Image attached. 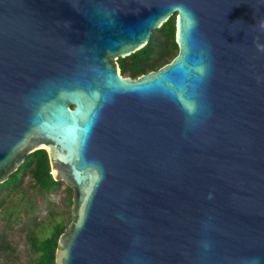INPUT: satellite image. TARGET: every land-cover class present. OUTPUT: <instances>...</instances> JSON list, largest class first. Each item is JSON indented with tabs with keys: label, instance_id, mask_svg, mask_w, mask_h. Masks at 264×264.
I'll return each mask as SVG.
<instances>
[{
	"label": "water",
	"instance_id": "1",
	"mask_svg": "<svg viewBox=\"0 0 264 264\" xmlns=\"http://www.w3.org/2000/svg\"><path fill=\"white\" fill-rule=\"evenodd\" d=\"M173 15L176 55L123 76ZM262 26L264 0H0V184L47 151L55 264H264Z\"/></svg>",
	"mask_w": 264,
	"mask_h": 264
},
{
	"label": "rangeland",
	"instance_id": "2",
	"mask_svg": "<svg viewBox=\"0 0 264 264\" xmlns=\"http://www.w3.org/2000/svg\"><path fill=\"white\" fill-rule=\"evenodd\" d=\"M71 198L72 190L65 183L54 192L46 193L34 186L29 174L17 188L2 190L0 264H38L30 238L42 239L50 234L55 222L69 221Z\"/></svg>",
	"mask_w": 264,
	"mask_h": 264
},
{
	"label": "trees",
	"instance_id": "3",
	"mask_svg": "<svg viewBox=\"0 0 264 264\" xmlns=\"http://www.w3.org/2000/svg\"><path fill=\"white\" fill-rule=\"evenodd\" d=\"M158 34L163 38L158 37ZM176 53V21L173 15L160 28L153 31L149 42L143 48L124 58V61L132 60L133 68L127 69L131 75L144 74L166 64ZM123 70L125 71V68ZM26 174L30 175L35 187L46 193L54 192L62 185L61 181L52 178L47 151L39 149L28 154L19 168L0 184V192L8 188H17ZM69 202H72L71 199ZM69 222L70 220L66 222L61 219L53 224L50 234L44 238H30L38 264H55L58 238Z\"/></svg>",
	"mask_w": 264,
	"mask_h": 264
},
{
	"label": "flooded vegetation",
	"instance_id": "4",
	"mask_svg": "<svg viewBox=\"0 0 264 264\" xmlns=\"http://www.w3.org/2000/svg\"><path fill=\"white\" fill-rule=\"evenodd\" d=\"M117 62H118V65H119L120 73L123 76H129V77L135 78V77L141 75V73L140 74H137V75H131L130 72L127 70V69H130V68L131 69L133 68V64L131 63L132 60H125L124 61V58L119 57L117 59ZM123 68H125V71L123 70Z\"/></svg>",
	"mask_w": 264,
	"mask_h": 264
},
{
	"label": "clouds",
	"instance_id": "5",
	"mask_svg": "<svg viewBox=\"0 0 264 264\" xmlns=\"http://www.w3.org/2000/svg\"><path fill=\"white\" fill-rule=\"evenodd\" d=\"M191 27H193V28H195L196 26H197V24H198V21H197V19L193 16V18H192V20H191ZM262 27H264V26H262ZM257 50L258 51H261V52H264V45H257ZM211 198V196H209V199ZM205 246H207V245H205Z\"/></svg>",
	"mask_w": 264,
	"mask_h": 264
}]
</instances>
